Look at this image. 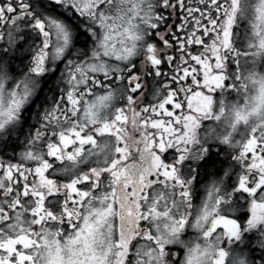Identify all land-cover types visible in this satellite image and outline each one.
<instances>
[{
	"label": "snow or ice",
	"instance_id": "obj_1",
	"mask_svg": "<svg viewBox=\"0 0 264 264\" xmlns=\"http://www.w3.org/2000/svg\"><path fill=\"white\" fill-rule=\"evenodd\" d=\"M0 264H264V0H0Z\"/></svg>",
	"mask_w": 264,
	"mask_h": 264
},
{
	"label": "flooded vegetation",
	"instance_id": "obj_2",
	"mask_svg": "<svg viewBox=\"0 0 264 264\" xmlns=\"http://www.w3.org/2000/svg\"><path fill=\"white\" fill-rule=\"evenodd\" d=\"M244 27H245L244 23H241V24H240V31H241V32H243ZM25 127H26V125H25ZM16 151L19 152V151H21V149H20L19 147H17V148H16ZM11 153H12V148L9 147V148H8V154L11 155Z\"/></svg>",
	"mask_w": 264,
	"mask_h": 264
}]
</instances>
